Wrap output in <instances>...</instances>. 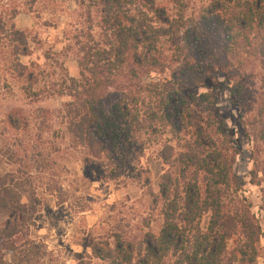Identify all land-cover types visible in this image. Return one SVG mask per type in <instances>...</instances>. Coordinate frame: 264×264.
<instances>
[{
	"label": "trees",
	"instance_id": "1",
	"mask_svg": "<svg viewBox=\"0 0 264 264\" xmlns=\"http://www.w3.org/2000/svg\"><path fill=\"white\" fill-rule=\"evenodd\" d=\"M71 1L77 22L63 31L64 47L38 61L40 40L13 18L23 10L52 19L67 0H0L6 71L32 102L62 100L36 116V132L21 109L0 129V154L17 166L0 171V264H45L46 249L31 236L40 200L30 172L57 168L66 152L144 190L146 215L134 230L118 226L92 241L96 260L259 264L264 232L216 105L226 87L251 141L250 182L264 210V0H206L197 9L189 0ZM63 53L76 61L77 77L57 58ZM148 152L161 174L142 162Z\"/></svg>",
	"mask_w": 264,
	"mask_h": 264
},
{
	"label": "rangeland",
	"instance_id": "2",
	"mask_svg": "<svg viewBox=\"0 0 264 264\" xmlns=\"http://www.w3.org/2000/svg\"><path fill=\"white\" fill-rule=\"evenodd\" d=\"M206 0H189L190 8L197 9ZM64 11L42 14L41 18L21 10L14 18L17 29L27 30L40 40L34 43L32 59L42 60L43 51L53 47L59 52L65 44L64 30L77 22V11L71 0H67ZM51 19L52 25H44V20ZM5 46L0 45V129L4 126L6 115L21 109L29 118L32 132L38 131L36 116L42 115L43 109L57 110L62 100L32 102L21 91L20 83L6 71L3 63ZM39 58V59H38ZM69 75L77 77L79 69L76 61L67 53L57 55ZM254 80V79H253ZM258 83V78H255ZM252 81L251 83H253ZM249 83V84H251ZM217 111L227 125L232 141L238 146L239 154L234 163V170L243 180V191L251 203V210L259 220L264 232V210L260 187L250 182L249 160L251 141L240 118V109L230 101L229 90L223 87L218 93ZM56 113V112H55ZM35 126H34V125ZM45 132H51L46 129ZM0 148L6 147L1 142ZM14 147L10 146V149ZM2 153V152H0ZM147 163L153 175L161 174L164 168L154 153L148 152L142 161ZM14 160L0 154V171L15 169ZM36 177L39 204L31 227V236L41 242L47 252L45 264H103L91 254V243L109 235L114 228L123 226L134 230L138 214H144L143 189L140 185L127 179L125 175L117 178L107 174L98 164L85 158L65 153L59 160L57 168L51 171L42 169L30 172ZM3 216L0 215V220ZM262 248L259 264H264V234L260 239Z\"/></svg>",
	"mask_w": 264,
	"mask_h": 264
}]
</instances>
